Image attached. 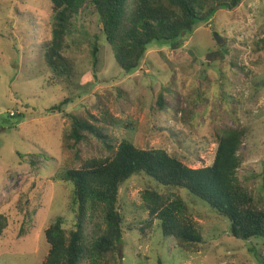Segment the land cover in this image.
<instances>
[{
  "label": "rangeland",
  "instance_id": "obj_1",
  "mask_svg": "<svg viewBox=\"0 0 264 264\" xmlns=\"http://www.w3.org/2000/svg\"><path fill=\"white\" fill-rule=\"evenodd\" d=\"M0 1V216L8 219L0 264H45L51 251L46 231L59 218L67 231L74 228V190L58 176L106 156L92 136L76 147L77 154L64 147L76 116L99 119L118 143L165 150L200 169L214 162L216 129L236 126L234 109L248 129L239 178L257 200L264 197V0L221 10L180 40L153 42L131 74L118 66L99 16L86 12L68 42L75 63L71 79L58 77L44 59L52 32L50 1ZM53 78L60 85L51 86ZM162 94L167 108L159 111ZM65 99L70 103L64 113H45ZM37 154L43 159L34 166L31 156ZM148 187L185 201L201 245L177 249L156 220L151 228L143 226L145 235L140 231L149 219L141 198ZM120 206L126 220L123 264H264V239L237 240L227 219L185 190L169 191L136 176L122 187ZM86 232L91 234V225Z\"/></svg>",
  "mask_w": 264,
  "mask_h": 264
},
{
  "label": "trees",
  "instance_id": "obj_2",
  "mask_svg": "<svg viewBox=\"0 0 264 264\" xmlns=\"http://www.w3.org/2000/svg\"><path fill=\"white\" fill-rule=\"evenodd\" d=\"M52 6V32L43 46L46 65L58 77L71 79L75 63L70 57V38L78 33L76 21L86 12L97 14L107 42L113 47L115 60L126 74L138 70L150 45L155 41H177L192 33L200 24L211 23L221 10L233 11L246 0H49ZM2 4L0 1V10ZM98 49L93 51L97 65ZM54 79V78H53ZM50 85H60L58 79ZM69 99L45 111L48 115L64 113ZM159 111L166 110L167 99L158 100ZM236 126L216 129L217 151L212 165L192 169L177 156L165 150L140 149L130 141L118 143L99 126L100 120L73 117V127L65 136L64 147H76L91 136L100 140L105 157L83 162L79 169H69L58 178L71 183L76 223L67 231L59 218L47 231L51 246L45 264H123L119 254L124 243L126 220L120 206L122 187L136 176H145L169 191H187L200 199L220 217L231 223V235L237 240L264 239V197L257 200L239 178L243 165L242 148L248 129L242 125L236 110ZM111 124L116 125L115 122ZM79 156V154H78ZM32 164L43 159L33 155ZM174 196V195H173ZM167 196L148 187L142 193L144 211L149 219L140 231L160 222L165 237L176 242V248L190 252L204 240L189 208L181 197ZM92 226L87 234L86 226ZM146 225L147 227L143 226ZM8 219L0 216V237ZM129 230L137 229L132 225ZM145 235V234H144Z\"/></svg>",
  "mask_w": 264,
  "mask_h": 264
},
{
  "label": "water",
  "instance_id": "obj_3",
  "mask_svg": "<svg viewBox=\"0 0 264 264\" xmlns=\"http://www.w3.org/2000/svg\"><path fill=\"white\" fill-rule=\"evenodd\" d=\"M215 39L218 44H222L224 42V39L218 33L215 34Z\"/></svg>",
  "mask_w": 264,
  "mask_h": 264
}]
</instances>
